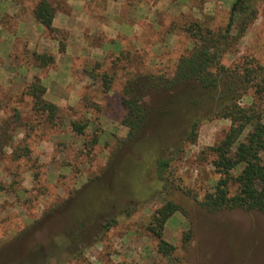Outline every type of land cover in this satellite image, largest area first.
I'll return each mask as SVG.
<instances>
[{"label": "rangeland", "instance_id": "1", "mask_svg": "<svg viewBox=\"0 0 264 264\" xmlns=\"http://www.w3.org/2000/svg\"><path fill=\"white\" fill-rule=\"evenodd\" d=\"M119 1L124 5L123 12L128 13L124 20L131 24L141 22L142 30L132 38L118 34L117 40L110 43L99 38L86 42L69 74L70 79L81 77L80 103L62 107L59 123L51 125L40 114L36 116L32 100L22 96L28 82L18 68L29 67L26 62L31 61L23 46L14 52L19 55L18 60L8 56L2 61L16 74L10 86L0 89V262L32 264L33 249L39 250L40 256L51 255L47 252L50 247L47 226H33L34 222L48 215L51 221V213L55 212L52 228L59 230L70 225L69 220L92 202L98 203L102 192L108 195L106 190L111 188L115 166L133 152L132 142L127 138L129 128L122 124L127 115L122 103L126 82L137 73L172 72L180 56L188 54L193 46L184 25L199 20L213 28L225 26L235 0ZM106 2L90 0L88 10L96 6L101 9ZM111 12L109 9L103 15L101 10L96 11L100 26L109 22ZM67 36L65 33L64 42ZM90 45L102 46V54H97ZM78 49L74 51L78 53ZM248 59L264 66V0H259L257 18L235 50L225 55L223 63L230 66ZM10 64L15 67L13 70ZM77 71L81 74L77 75ZM74 91L69 87L65 93L54 92L69 99ZM155 93L146 92L147 103L161 102L162 96ZM252 95L250 91L241 103L251 104ZM15 108L21 113L22 122H12ZM74 122L86 125L83 134L72 129ZM230 125L226 118L201 123L197 141L187 144L181 158L173 162L174 185L169 194L166 182L151 178L149 166L144 180L145 187L152 184L150 192L141 202L134 197L125 202L132 207L129 214H120V207L114 204L116 200L104 196V205L95 208L90 222L83 224L84 239L64 242L60 251L53 252L58 255L48 261L45 256L39 260L43 264H264V213L242 209L213 213L200 203L207 192L214 190L220 177L211 165L215 156L209 147L225 137ZM10 134H14L13 145L25 138L24 143L32 151L30 158H14L13 148L6 144ZM142 135L150 142L156 139L152 126ZM142 155L144 159L146 155ZM262 158L264 161V154ZM127 182L123 183L124 193L130 190V181ZM168 199L183 209L164 224L163 238L175 246L171 255L159 252L158 239L149 230L156 211ZM109 216H118V223L101 240L94 241L95 233H101L102 222ZM189 230L191 239L184 246L183 238Z\"/></svg>", "mask_w": 264, "mask_h": 264}, {"label": "trees", "instance_id": "2", "mask_svg": "<svg viewBox=\"0 0 264 264\" xmlns=\"http://www.w3.org/2000/svg\"><path fill=\"white\" fill-rule=\"evenodd\" d=\"M67 1L38 0L32 11L35 19L46 28L48 36L59 41L60 52L66 49L64 34L67 31L55 28L53 19L58 10L67 7ZM258 4L259 0H235L230 7L225 26L213 28L199 20L186 23L184 28L191 37L193 46L188 54L180 56L172 72L149 71L137 73L128 79L122 98L127 115L122 124L129 128L127 138L132 142L133 152L129 153L119 166H115L111 188L106 190L108 195L102 192L99 202H92L85 207L82 213L69 220L70 225L54 230L52 223L56 222V216H53L55 212L51 213V221L48 215L34 222L33 226H47L50 247L46 249L52 254L40 256L39 250L33 249L32 264H43L39 259L44 256L48 261L58 255L59 253L53 252L55 249L59 250L62 243H75L85 237L83 224L90 222L96 213L95 208L104 205V196L105 199L110 197L111 200H116L117 203L114 204L120 207V214H129L132 207L126 205L127 201L134 197L141 202L150 192L152 184L148 183L145 187L144 180L145 171L149 166L151 178H156L164 184L166 182L165 188L169 194L174 185L173 162L181 158L187 144L197 141L201 123L213 118L229 119L231 125L225 137L209 147L215 156L211 165L220 177L214 190L207 192L200 200L201 205L213 213L233 209L264 213V66L255 59L230 66L223 63L225 55L235 50L257 18ZM14 18L10 15L0 17V25L12 34L15 31ZM22 50L28 59H31L26 62L30 63L29 66L43 70L55 62V56L51 53L31 51L27 45H24ZM8 58L18 60L19 55L13 53ZM9 67L12 70L15 68L11 64ZM25 67L28 68V65ZM105 77L107 78V75ZM27 82L22 96L32 100L35 115L40 114L44 121L51 125L59 123L63 109L57 103L46 99V87L41 76L34 75L32 80ZM106 87L108 88V85ZM149 90H154L155 94L162 96L159 104L147 103L145 95ZM250 91H253V101L249 105H243L241 101ZM14 110L15 119L12 122L19 123L21 113L16 111V108ZM71 126L74 131L83 134L86 125L74 122ZM148 126L154 127L156 133V139L152 142L142 135ZM14 139V134L8 135L6 139V144L13 148L14 158H30L32 151L29 145L24 143L25 138L16 145H13ZM142 154L146 155L144 159ZM116 160L115 158L114 164ZM237 169L239 172L235 174ZM127 181H130L131 186L130 190L124 193L123 183H128ZM179 210L183 209L175 201L168 199L166 204L156 211L149 225V230L158 239L159 252L165 255H171L175 246L163 238L164 224ZM117 223L118 216L104 218L101 233H95L94 241L101 240ZM191 235L192 230L185 233L184 246L188 245ZM0 264L5 263L2 261Z\"/></svg>", "mask_w": 264, "mask_h": 264}, {"label": "crops", "instance_id": "3", "mask_svg": "<svg viewBox=\"0 0 264 264\" xmlns=\"http://www.w3.org/2000/svg\"><path fill=\"white\" fill-rule=\"evenodd\" d=\"M106 1L101 9L100 6H96L97 8L93 7L89 11L88 4L90 0H68L67 7L56 12L53 26L57 29H63L68 33L66 49L64 52H60L59 41L47 36L46 28L32 14L37 0H17L14 4L10 0H0V15L8 14L15 17V31L13 34L0 25V89L10 86L13 74H16L9 71L2 61L7 60V57L17 49H21L22 46L27 45L30 50L53 54L55 62L52 66L43 70L36 66H29L28 68H18V72L24 74L26 80L29 82L34 75H40L42 83L46 87V99L57 103L59 106L64 107L79 104L82 80L80 76L77 79H70L69 74L74 66V60L80 58L78 57L80 56V52L87 46L86 42L99 38L105 43H110L115 39L117 40L118 34L132 38L133 35L140 32V29L142 30L141 22L133 21V24H131L127 20H124L127 19L128 13L125 14L123 12L124 5L121 1ZM140 7H142V4ZM95 9L96 11L101 10L103 15L106 14V11L108 13L109 9H112V14L110 13L111 15H109V22L100 26L97 20L99 13H96ZM118 40L124 41L122 38H118ZM90 46L95 51L97 50V54H102L100 53L103 48L102 46ZM76 47H79L78 50L80 51L78 53L74 51ZM79 73L81 74V71H77V75ZM68 86L71 89H75L72 97L66 99L64 95V97L55 95L54 91L65 93L64 90L69 88ZM77 90L80 91L78 92Z\"/></svg>", "mask_w": 264, "mask_h": 264}]
</instances>
